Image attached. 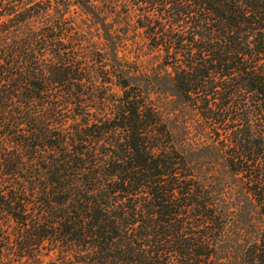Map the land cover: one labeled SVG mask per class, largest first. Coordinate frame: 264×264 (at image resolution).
<instances>
[{
  "label": "trees",
  "instance_id": "1",
  "mask_svg": "<svg viewBox=\"0 0 264 264\" xmlns=\"http://www.w3.org/2000/svg\"><path fill=\"white\" fill-rule=\"evenodd\" d=\"M71 3L162 51L221 159L215 181ZM227 178L248 207L240 232L215 195ZM2 258L264 264V0H0Z\"/></svg>",
  "mask_w": 264,
  "mask_h": 264
},
{
  "label": "rangeland",
  "instance_id": "2",
  "mask_svg": "<svg viewBox=\"0 0 264 264\" xmlns=\"http://www.w3.org/2000/svg\"><path fill=\"white\" fill-rule=\"evenodd\" d=\"M67 12L72 17L71 20L78 23L80 27L88 28L89 26L93 30L98 28L101 31L103 39L106 38V40L102 41L100 47L107 49V55L111 61L116 59L122 65L124 73L140 86L157 105L160 113L171 126L181 148L188 152V156L208 168L205 172V180L215 181L214 175H211L214 171L212 168L217 170L215 174L218 175L221 159H211L209 151L202 146L206 142V137L201 131L203 130L201 120L196 111L188 106L174 87L170 70L162 65V51L151 47L141 30L136 28L132 22H129L128 28L117 25L111 35H106L105 32L109 26L113 25L112 23L106 21L101 24L92 17L88 19L84 16L82 9L74 3L69 5ZM85 22L89 24L86 25ZM113 90L120 93L119 86H114ZM183 141L191 142L192 148L197 147V151H191L188 143H181ZM227 181L229 184L223 189H220L216 183L215 195L222 207L232 211V221L238 223L240 232L246 220L248 207L236 182L230 178H227ZM0 264H16V262L2 258Z\"/></svg>",
  "mask_w": 264,
  "mask_h": 264
}]
</instances>
